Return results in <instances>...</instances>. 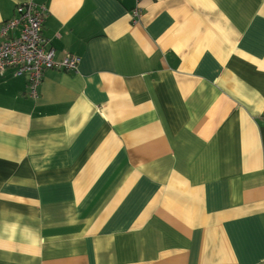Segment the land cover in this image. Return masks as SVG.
<instances>
[{
    "label": "crops",
    "instance_id": "crops-1",
    "mask_svg": "<svg viewBox=\"0 0 264 264\" xmlns=\"http://www.w3.org/2000/svg\"><path fill=\"white\" fill-rule=\"evenodd\" d=\"M80 58L0 82V264H264V0H0Z\"/></svg>",
    "mask_w": 264,
    "mask_h": 264
},
{
    "label": "built area",
    "instance_id": "built-area-1",
    "mask_svg": "<svg viewBox=\"0 0 264 264\" xmlns=\"http://www.w3.org/2000/svg\"><path fill=\"white\" fill-rule=\"evenodd\" d=\"M131 12L133 23L143 16L142 0ZM15 16L0 24V82L12 78L27 77L29 96L40 97V87L50 70L77 71L80 58L67 54L56 60L51 41L44 36L47 9L35 2L20 4Z\"/></svg>",
    "mask_w": 264,
    "mask_h": 264
}]
</instances>
